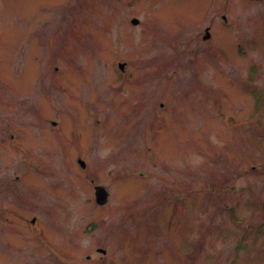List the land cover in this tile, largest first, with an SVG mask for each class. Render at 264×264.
Here are the masks:
<instances>
[{
	"label": "rangeland",
	"instance_id": "obj_1",
	"mask_svg": "<svg viewBox=\"0 0 264 264\" xmlns=\"http://www.w3.org/2000/svg\"><path fill=\"white\" fill-rule=\"evenodd\" d=\"M0 124V264H264V0H0Z\"/></svg>",
	"mask_w": 264,
	"mask_h": 264
},
{
	"label": "flooded vegetation",
	"instance_id": "obj_2",
	"mask_svg": "<svg viewBox=\"0 0 264 264\" xmlns=\"http://www.w3.org/2000/svg\"><path fill=\"white\" fill-rule=\"evenodd\" d=\"M252 1V0H249ZM221 13H219V18L223 21L226 19V14H225V8L221 9ZM204 31H206V34H208V37H205L206 35L204 34V40H210L214 38V32L213 29L214 27L211 24H207L204 27ZM1 126V124H0ZM97 186L95 185L93 188L95 189Z\"/></svg>",
	"mask_w": 264,
	"mask_h": 264
},
{
	"label": "water",
	"instance_id": "obj_3",
	"mask_svg": "<svg viewBox=\"0 0 264 264\" xmlns=\"http://www.w3.org/2000/svg\"><path fill=\"white\" fill-rule=\"evenodd\" d=\"M132 22H133V23H136V20L133 19ZM80 162H81V164L83 165V162H82V161H80ZM97 199H98V201H102V200L104 199V194H100V193H99V194L97 195Z\"/></svg>",
	"mask_w": 264,
	"mask_h": 264
},
{
	"label": "bare ground",
	"instance_id": "obj_4",
	"mask_svg": "<svg viewBox=\"0 0 264 264\" xmlns=\"http://www.w3.org/2000/svg\"><path fill=\"white\" fill-rule=\"evenodd\" d=\"M238 6H240V4H238ZM224 30L225 29L223 27H221V29H220V27H218V29H217V35H218V37H221L223 35V31Z\"/></svg>",
	"mask_w": 264,
	"mask_h": 264
},
{
	"label": "trees",
	"instance_id": "obj_5",
	"mask_svg": "<svg viewBox=\"0 0 264 264\" xmlns=\"http://www.w3.org/2000/svg\"><path fill=\"white\" fill-rule=\"evenodd\" d=\"M257 104L258 105L260 104V99H258ZM259 228L264 229V222L261 223V225L259 226Z\"/></svg>",
	"mask_w": 264,
	"mask_h": 264
}]
</instances>
